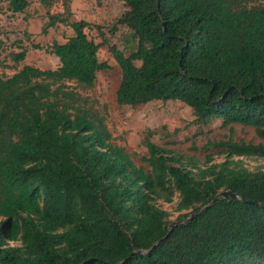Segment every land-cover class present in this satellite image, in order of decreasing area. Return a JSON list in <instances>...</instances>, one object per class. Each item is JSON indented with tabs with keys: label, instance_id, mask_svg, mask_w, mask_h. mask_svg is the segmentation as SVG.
Masks as SVG:
<instances>
[{
	"label": "trees",
	"instance_id": "obj_1",
	"mask_svg": "<svg viewBox=\"0 0 264 264\" xmlns=\"http://www.w3.org/2000/svg\"><path fill=\"white\" fill-rule=\"evenodd\" d=\"M122 1L118 23L138 47L128 55L109 45L122 71L117 102L181 101L199 134L220 119L231 131L254 128L260 141H209L225 160L203 163L150 130L137 164L87 94L109 68L89 23L51 15L48 25L74 30L51 46L60 65L0 76V264H264V167L244 159H264V0ZM0 2L15 13L31 4ZM10 55L18 63L27 51ZM224 190L239 198L220 197L186 225L171 228L159 206L178 197L183 222Z\"/></svg>",
	"mask_w": 264,
	"mask_h": 264
},
{
	"label": "rangeland",
	"instance_id": "obj_2",
	"mask_svg": "<svg viewBox=\"0 0 264 264\" xmlns=\"http://www.w3.org/2000/svg\"><path fill=\"white\" fill-rule=\"evenodd\" d=\"M69 5V11L67 10ZM127 10L122 0H54L47 8L41 0H31L25 12H13L7 2H0V76L8 77L24 65H33L43 69L57 68L60 59L51 52L54 42H65L74 35V30L65 24L48 25L51 15H68L71 21L84 20L89 23L85 32L89 38L100 45V61L107 62L109 68L98 74L96 85L87 94L98 100L103 109L109 128L117 144L126 148L137 164H144L143 157L148 156L144 139L148 131H154L152 140L167 148L195 155L201 161L207 154L213 156L214 162L225 160V154L217 148L206 149L209 141L226 140L232 136L235 140L258 143L254 128L233 124L231 131L216 119L203 134H199L194 122L192 107L181 101H153L144 105H120L117 102L122 71L109 49L116 45L126 54H131L138 47L137 38L131 29L119 24L118 19ZM46 29V30H45ZM25 48L27 56L24 61L15 62L10 53ZM248 167H264V159L258 157L244 158ZM178 197L172 203H159L170 212V220H178L180 212L176 211Z\"/></svg>",
	"mask_w": 264,
	"mask_h": 264
},
{
	"label": "water",
	"instance_id": "obj_3",
	"mask_svg": "<svg viewBox=\"0 0 264 264\" xmlns=\"http://www.w3.org/2000/svg\"><path fill=\"white\" fill-rule=\"evenodd\" d=\"M220 197H224V198H228V197H232V198H239V196L236 194V193H234V192H232V191H230V190H224V191H222V192H220L213 200H212V202L211 203H209L208 205H206V206H204L203 208H201L199 211H197V212H194L186 221H183V222H179V221H174L172 224H171V228L174 226V225H186V224H188L199 212H201V211H203V210H205V209H207V208H209V207H211V206H213L218 200H219V198ZM169 234V233H168ZM168 236V235H167ZM166 236V237H167ZM161 242V240H159V241H157L154 245H153V247L150 249V250H152L153 248H155L159 243ZM150 250H147V251H145V250H139L138 252L139 253H149L150 252Z\"/></svg>",
	"mask_w": 264,
	"mask_h": 264
}]
</instances>
